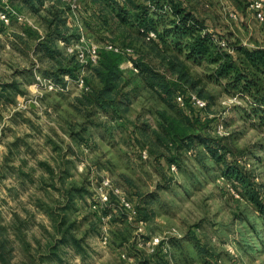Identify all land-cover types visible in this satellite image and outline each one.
Returning a JSON list of instances; mask_svg holds the SVG:
<instances>
[{"label": "rangeland", "instance_id": "obj_1", "mask_svg": "<svg viewBox=\"0 0 264 264\" xmlns=\"http://www.w3.org/2000/svg\"><path fill=\"white\" fill-rule=\"evenodd\" d=\"M8 1L14 14L8 25L0 21V145L7 148L6 154L0 153V171L5 170V162L8 168H15L25 159L26 166L19 167L30 172L39 160L54 168L57 176L51 178L46 169L38 166L34 168L33 182L28 177L15 187L14 178H0V192H8L7 199L0 196V253L6 256L7 264L13 249L17 261L22 253L29 252L30 246L26 248V245L30 238L38 241L39 246L35 255L29 254L28 264L37 263L39 255H47L45 244L51 233L47 230L51 222L36 204L45 203L54 209L63 206L59 203V193L50 186L59 187L60 176L65 179V185L72 182L87 191L84 200H77L72 216L75 236L83 238L88 254L85 259L80 257L82 264H264V215L251 200L256 191L264 202V105L259 106L248 95L231 93L223 80L212 79L214 66L187 58L184 48L177 53L169 43L166 53L153 50L148 41L140 37L143 33L138 34L129 23H120L118 14L128 20L132 17L128 7L125 11L117 7L116 3L123 2H90L89 9L103 28L96 36L89 28L87 31L92 35L85 32L81 20L82 31L78 30L76 21L67 11L64 26H60L67 38L63 40L54 36V26L49 25L53 18L48 9L57 0L38 2L36 9L23 5L20 0ZM188 2L205 21L207 29L226 40V49L214 43L234 59L238 57L236 46H264V39L247 36L250 31V27L245 28L249 25L247 6L241 8L245 19L236 27L237 22L227 17L229 9L224 0ZM56 6L64 10L61 3ZM17 16L22 19L18 20ZM258 31L264 32V28ZM80 33L99 47L100 54L111 52L108 45L122 52V82H128L124 92L131 96L133 107L121 119L94 113V107L86 108L78 103L90 92L91 85L97 84L93 69L99 63L84 67L77 62L73 51ZM48 38L50 49L41 52L44 48L39 44ZM71 61L77 68L73 76L65 72ZM170 63L176 68V75L168 73ZM145 66L151 69L153 76L161 75L169 84H175H170L174 92L169 104L152 97L154 93L145 85ZM180 72L183 75L179 76ZM65 75L70 76L71 83L64 80ZM80 76L84 87L76 84ZM161 76L157 79H162ZM50 83L71 91H56L55 96L45 93L36 97L37 103L24 99L30 95L26 86L35 84L43 90ZM86 86L88 92L83 91ZM192 94L206 103L202 111L191 103ZM178 96L182 97L183 105L177 102ZM70 97L75 98V103ZM22 104L27 107H21ZM41 105H46L43 114L47 120L43 122L39 114ZM48 108L52 112H48ZM162 111L166 112L168 120L183 122L189 128L190 138L178 149L164 147L154 136V132H161L159 112ZM53 114H56L60 132L68 135L67 140L51 125ZM101 116L108 119L102 121ZM26 128L30 131H25ZM133 130L139 137L135 142L130 137ZM9 137L14 140L9 141ZM82 148L96 155L92 161L97 172L94 179L88 178L93 174L91 169L87 176L78 175L79 165L88 160ZM173 165L175 171H171ZM235 166L243 172L246 184L228 175ZM102 171L109 174L120 191V198L111 194L110 205L99 204L94 211L91 209L95 202L94 187L105 180L99 175ZM121 200L135 208V219H127L119 205ZM10 201L18 202L15 208ZM151 203L154 211H150ZM14 214L21 219L28 216L23 240L9 230ZM35 229L42 230L39 236ZM105 230L107 243L103 244L101 237ZM137 236L145 241L148 237L164 238L166 252H162L160 246L139 245L135 241ZM66 248L58 251L62 262L51 258L45 264H72L77 255ZM161 253L167 254L165 262L159 259ZM0 264L3 263L0 261Z\"/></svg>", "mask_w": 264, "mask_h": 264}, {"label": "trees", "instance_id": "obj_2", "mask_svg": "<svg viewBox=\"0 0 264 264\" xmlns=\"http://www.w3.org/2000/svg\"><path fill=\"white\" fill-rule=\"evenodd\" d=\"M20 1L23 5H27L32 9H36V3L43 2V0ZM83 1L84 0H81L79 4V17L81 16V5ZM97 1L98 0H89V2L92 3ZM100 1L108 3L109 0ZM125 1L123 4L116 3V5L121 11H125L128 7L129 12L132 13V17L128 20L125 16L118 14L120 23H129L137 29L138 34L141 33L140 30H142L143 34H141L140 37L144 41L149 32L155 33L156 39L148 41L153 50H156L158 53H166V47L169 43L177 50V53L184 48L187 58L206 61L208 64L214 66L215 69L212 79L215 81L223 80L225 88L230 90L231 93L248 95L253 98L259 106L264 105V46H236L235 50L238 53V57L234 59L231 55L220 50L212 40L210 34L206 33L207 25L205 21L201 19L197 11L189 5L188 0ZM232 1H234L233 3L238 9L246 6L243 0ZM57 3H61L64 6V10H59L56 6ZM67 10L68 8L60 0L55 1V3L53 2L52 6L50 5L48 9L53 18V21H50L49 24L54 26L53 34L57 36V38H62L63 40L67 38L63 31H61L62 28H60V26H64V13L66 14ZM95 14L98 13L95 12ZM52 36L51 34V37ZM49 41L50 38H48L46 42H43V44H39V46L42 45V48H44L41 52L50 49ZM123 60L124 57L122 54L106 51L101 52L99 63L93 69V77L96 79L97 84L95 86L91 85L90 92L78 100L79 105L86 108L94 107V111H96L94 113L111 114L113 118H123L133 104L131 96L124 92L128 82L126 84L122 82L120 65ZM171 64L172 63H170L168 73L170 75H176L177 70ZM145 67V85L154 93L152 97L156 98V100L162 104H169L172 101L171 95L174 92V88L170 85L172 83L169 84V82H166L161 75L157 74L153 76L151 69L147 66ZM63 69L65 70V68ZM76 69V66L73 65L71 61L67 64L65 72L73 76ZM181 75L183 74L180 72L179 76ZM158 76H161L162 79H157ZM55 80L59 81V78L55 77ZM87 83L89 84L88 79ZM135 85L137 86L138 84ZM199 96L202 95L199 94ZM196 110L202 111L203 109L196 108ZM159 113L162 119L160 123L161 132H154L157 142L164 147L167 145L175 146L176 149L182 147V144L190 138L188 126H185L183 122L168 120V115L164 111ZM132 133L133 140H139V137L135 135L137 132L133 130ZM41 165L46 168L51 178L57 176L55 175L56 170L54 168L45 163H41ZM228 173V175H232L231 177L233 179L242 184H246V178L242 176L243 172H241L240 168L237 166L230 168ZM62 177L63 176L59 177V187H56L55 184H50V186L59 193V203L63 206L54 209L52 206L45 203L36 204L40 210L46 212L48 215L51 222V233L48 235L47 244H45L48 250L47 255H39L38 262L35 264H40V262L45 264L51 261V258L56 259L57 262H62V258L58 251L59 248L66 247L68 249L70 248L75 255L81 258L85 259L88 257L83 238L75 236L76 224L75 221H72L77 200H84L87 191L83 187L76 186L72 182L65 185V179ZM249 185L253 186L255 189V185L252 182H250ZM251 200L255 204L258 212L264 215V202H261L256 191ZM152 204L153 203L149 205L150 209L153 206ZM150 211H152V209ZM27 217L21 219L17 214L13 216L12 225L9 230L17 239H25L23 232L28 229L29 220ZM37 243L39 242L37 241ZM2 246L5 248V245ZM29 246L30 244L28 243L26 248ZM165 257H167V254L161 253L159 255V259L163 262L166 261ZM0 261L3 264H7L6 256L1 253Z\"/></svg>", "mask_w": 264, "mask_h": 264}, {"label": "built area", "instance_id": "obj_3", "mask_svg": "<svg viewBox=\"0 0 264 264\" xmlns=\"http://www.w3.org/2000/svg\"><path fill=\"white\" fill-rule=\"evenodd\" d=\"M67 8H68V12L71 15V17L76 21L77 23V28L78 30L82 31L81 29V25H80V17H79V4L81 3V0H60ZM118 2H124L125 0H116ZM256 2V0H252L249 5H248V9L251 8L252 3ZM261 10L259 9H253V14L254 15H259V12ZM14 14V11L11 9L10 5H9V1L8 0H0V21L4 24V25H8L10 23L11 20V16ZM235 15V12H228L227 13V17L230 21L232 22H237V20H233L232 16ZM18 20H21V16H17ZM141 33H143L142 30H140ZM208 33L210 34L212 40L220 47H222L223 49L227 48V43L226 40L223 38H218L215 34H213L211 31L208 30ZM156 38V34L153 32H149L147 34V36L145 37V39L147 41H150L152 39ZM107 49L111 52L114 53H119L121 54L122 52L117 48L114 47L113 45H108ZM74 54L76 57L77 62L84 67L87 66H92V65H96L97 62L99 61L100 58V52H99V47L95 44L92 43L91 41H89L88 39H86L84 37V35L82 33H80V37H79V41L74 45ZM134 72H137L136 69H133ZM77 86L79 87H84L85 83H84V79L82 76H80L78 78V80L76 81ZM49 85L51 86H56L52 83H50ZM48 85V86H49ZM57 87V86H56ZM85 88L88 89L89 91V87L86 86ZM87 91V92H88ZM197 99V98H196ZM177 102H179L181 105H183V99L181 96H178L176 98ZM199 100V99H197ZM200 101V100H199ZM204 102V101H202ZM191 103L193 105L195 104V101L192 100V96H191ZM197 107H199V105H196ZM206 106V103H203V107H199V108H204ZM143 157H145V152L143 153ZM176 167L173 165L171 166V171H175ZM105 180L100 181L95 187H94V198L95 202L92 204L91 209L94 211H97V207L98 205H110V196L111 194L116 196L117 198H120V191H113V192H107L105 189ZM97 190H101L104 192L105 195H107V200L104 199V195H100L99 192ZM120 207L122 208V210H124V212L126 213L127 219H129L130 221L135 219L137 217V212L135 210V208L130 205V203L125 202L124 200H121L119 202ZM106 218H103V220ZM139 225H142V222H139ZM139 231H141V229H139ZM105 233H103L101 240L103 242V244L107 243V234H106V230L104 231ZM142 235V234H141ZM164 238H157V237H148V240L145 241V239H143L140 236H137V238H135V241L141 245V243H143V245L146 246H152V247H156V246H160V249L162 252H166L165 247H167V243L164 242ZM145 241V242H143ZM164 244V245H163ZM163 247V249H162Z\"/></svg>", "mask_w": 264, "mask_h": 264}, {"label": "clouds", "instance_id": "obj_4", "mask_svg": "<svg viewBox=\"0 0 264 264\" xmlns=\"http://www.w3.org/2000/svg\"><path fill=\"white\" fill-rule=\"evenodd\" d=\"M45 7L47 8L48 5H45ZM253 9H259V10H261L259 12V15H254L253 14ZM247 17H248L249 26H250V31H249V33H247V36L256 35L257 38L264 39V32H259L258 31L259 29L264 28V0H256V2L252 3L251 8L248 9ZM232 19L233 20H237L236 27H239V21L244 20L245 19V16L242 15L240 12H235V15L232 16ZM252 29H256L257 31H252ZM62 46L63 45L61 44V47ZM71 51H73V49H69V52H71ZM36 78H37V80L40 79L39 76H37ZM63 78H64L65 81H69L71 83L70 76L65 75ZM41 83H43V81H41ZM26 91L30 95L24 97V99L25 100H28L30 103H33V102L34 103H37L36 97H38V96H44L45 93H53V96H55V92L56 91H71V89H60V88H58L56 86L49 85V86L43 88V90H40L37 87V85L32 84L30 86H26ZM83 91L84 92H87L88 89L85 88ZM69 100L72 103H75V98L74 97H70ZM192 100L195 101V104L196 105H199V107H203V103L204 102L197 100L196 99V96L194 94H192ZM235 102L242 103V101H235ZM21 107H27V105L26 104H22ZM44 107H46V105H41V112L39 113L40 116L42 117V121L41 122H43L44 120H47V117H45L44 114H43V108ZM14 110H16V109H14ZM47 110H48V112H52V109L51 108H48ZM100 119L102 121H106L108 118L106 116H101ZM50 123H51V125L53 127H56L57 132H60V128L57 127L56 114H53V119H52V121ZM25 131H30V129H27L26 128ZM60 134L64 136V139L65 140L68 139V135H66L65 133L60 132ZM13 140H14V137H9V141H13ZM82 151L88 157V160L86 161L85 164L79 165L78 175L87 176L88 175V171L91 169V171H92L93 174L91 176H89L88 178L89 179H94V177L97 175V172H96L95 168L93 167L92 161L96 158V155L95 154H91L90 155L88 153L87 148H82ZM0 153H5V154L7 153V148H6L5 145H0ZM18 164H19V161H17V165ZM99 175H102V176L105 177L104 183H105V189H106L107 192L110 193V192H113V191H117V192L119 191V189H117L115 187V183H113L109 179V174L107 172H103L102 171V172L99 173ZM97 191L99 192L100 195H104V199L107 200V195H105L103 191H101V190H97ZM0 196H2L3 198L7 199L8 198V192H7V190H4V191L0 192ZM21 199H26V197H21ZM16 203H18V202H16V201H10V204H12V206L14 208H15ZM16 210H18V209H16ZM77 219H79V217H77ZM47 230L49 232H51V227L49 226ZM34 231H36L37 232V235L39 236L40 235V232L42 230L35 229ZM28 243L30 244L29 252L28 253H22V256H21V258H20L19 261H17L16 254H15V250L14 249L12 250V254L9 257V264H28L29 254L35 255V249L39 246L36 243L35 239H31L30 238L28 240ZM130 243H131V241H130ZM72 264H82L81 258L79 256H77L73 260Z\"/></svg>", "mask_w": 264, "mask_h": 264}, {"label": "crops", "instance_id": "obj_5", "mask_svg": "<svg viewBox=\"0 0 264 264\" xmlns=\"http://www.w3.org/2000/svg\"><path fill=\"white\" fill-rule=\"evenodd\" d=\"M226 2V5H227V8L229 9L228 12H240L241 13V9H239L238 11V8L236 9L235 6H233V1L232 0H224ZM245 1V4L247 6V8L244 9L246 10V12H248V4L250 3L251 0H243ZM232 2V3H231ZM91 6V3L89 2V0H84L82 5H81V22L82 24H84V27H85V32H87L89 34V32L87 31V28L91 29L92 31H94V34L95 36L97 35V32H102L103 31V28L102 26L98 25L99 22H98V17L94 16L93 13H91V10L89 9V7ZM243 11V9H242ZM80 15V14H79ZM97 15V14H95ZM94 16V17H93ZM200 16V15H199ZM201 18V17H200ZM202 19V18H201ZM76 25V24H75ZM250 26L249 25H246L245 28L248 29ZM209 30V29H208ZM211 31V30H209ZM92 32H90L89 36H91ZM88 36V35H87ZM146 40V39H145ZM249 46H253L252 44H250ZM262 46V45H261ZM133 106L131 105V107L129 108V110L132 108ZM128 133L130 134V131H128ZM133 134V133H132ZM130 134V137L133 135ZM134 144V143H133ZM17 150V149H16ZM30 153L33 155V152L30 151ZM34 157L32 156V159ZM7 161V160H6ZM9 161V160H8ZM21 165L19 166H26V163H27V160H22L21 161ZM41 163L43 162H40L39 160H36V164H35V167L33 165V167L31 168V171L30 172H24V170L19 167V166H15V168H12V167H9L6 166V162L4 163L3 167H5L4 171H0V178L3 179H8V178H14L13 179V182L15 184V187H17V185H19V182L22 181L23 179L25 180V178H28V177H31V180L30 182H33V173H34V168H38L39 167H43L44 169H46L43 165H41ZM45 172V171H44ZM47 172V171H46ZM48 175V173H47ZM23 177V178H22ZM22 179V180H21ZM40 180V183L43 184V178L39 179ZM18 182V184H16ZM20 186H22V182L20 183ZM154 205L151 207L152 211H154Z\"/></svg>", "mask_w": 264, "mask_h": 264}]
</instances>
